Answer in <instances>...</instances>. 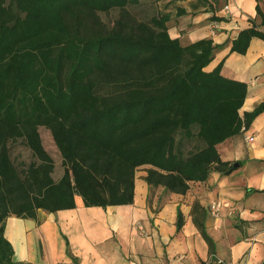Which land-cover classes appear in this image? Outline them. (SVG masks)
I'll list each match as a JSON object with an SVG mask.
<instances>
[{"label": "trees", "instance_id": "obj_1", "mask_svg": "<svg viewBox=\"0 0 264 264\" xmlns=\"http://www.w3.org/2000/svg\"><path fill=\"white\" fill-rule=\"evenodd\" d=\"M256 1V18L230 53L264 41V0ZM137 4L0 0V264H30L14 259L4 235L10 217L36 221L38 211L74 209L77 197L85 207L131 205L140 168L150 187L179 195L235 170L217 146L244 134L264 102L241 113L247 84L223 77L222 62L206 71L218 46L210 39L182 45L168 33V14L141 20L129 11ZM113 11L109 26L101 14ZM39 128L61 156L57 180ZM19 139L35 158L21 171L9 150ZM183 224L178 210L177 232ZM196 225L214 256L212 239Z\"/></svg>", "mask_w": 264, "mask_h": 264}, {"label": "crops", "instance_id": "obj_2", "mask_svg": "<svg viewBox=\"0 0 264 264\" xmlns=\"http://www.w3.org/2000/svg\"><path fill=\"white\" fill-rule=\"evenodd\" d=\"M176 5L183 13L174 22L170 17V37L182 45L212 40L218 48L206 71L222 62L223 77L247 84L241 113L263 103L264 41L254 38L245 54L230 53L232 41L256 18L257 1L183 0ZM217 150L235 170L228 176L214 172L206 182H192L184 195L150 187L143 171L136 173L131 205L85 207L77 197L74 209L54 214L38 211L36 221L8 222L12 217L8 218L4 235L14 259L30 264H208L210 249L196 225L199 222L213 241L215 257L227 264H262L264 112L244 134L227 139ZM215 202L222 205L217 218L210 212ZM178 210L184 224L177 232Z\"/></svg>", "mask_w": 264, "mask_h": 264}, {"label": "rangeland", "instance_id": "obj_3", "mask_svg": "<svg viewBox=\"0 0 264 264\" xmlns=\"http://www.w3.org/2000/svg\"><path fill=\"white\" fill-rule=\"evenodd\" d=\"M137 5H129V11L133 12L141 20L149 21L153 16H161L163 14H168L171 17L172 22H174L180 15L177 12L175 0H137ZM180 8V7H179ZM118 11H113L109 14H101L102 19L109 26L112 25L113 21L117 17ZM182 15V14H181ZM40 137L42 144L48 154L51 156L54 162V172L52 173V178L57 180L63 172L61 166V156L57 150L52 136L49 131L44 128H39ZM10 157L18 170L25 169L30 163L35 161L29 148L26 146L25 142L21 139L9 143ZM145 171V168H140L137 171V175ZM42 216V213H41ZM13 222H18L15 217L8 220ZM7 222V221H6ZM23 222V221H22ZM44 242V240H43ZM16 259V257H15Z\"/></svg>", "mask_w": 264, "mask_h": 264}, {"label": "built area", "instance_id": "obj_4", "mask_svg": "<svg viewBox=\"0 0 264 264\" xmlns=\"http://www.w3.org/2000/svg\"><path fill=\"white\" fill-rule=\"evenodd\" d=\"M228 10V7H225V11ZM248 140H251V138L247 137ZM222 205L220 202H215L210 206V212L211 215L217 218L219 216V211L221 209ZM213 263V264H227L224 261H222L220 258H217L213 255L210 256L208 264Z\"/></svg>", "mask_w": 264, "mask_h": 264}]
</instances>
